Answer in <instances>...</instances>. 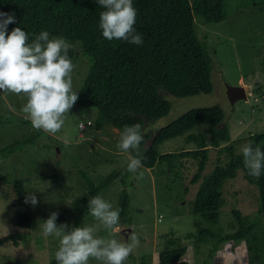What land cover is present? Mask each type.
<instances>
[{
	"label": "rangeland",
	"instance_id": "rangeland-1",
	"mask_svg": "<svg viewBox=\"0 0 264 264\" xmlns=\"http://www.w3.org/2000/svg\"><path fill=\"white\" fill-rule=\"evenodd\" d=\"M225 1L227 16L223 21L205 24L201 17H194L196 33L200 39H204L214 60V72L211 74L213 90L208 94L187 97L165 95L171 108L165 116L152 121L151 126L156 130L190 108L218 104L228 122L230 142L240 152L241 146L249 142L250 134L264 130V12L251 0ZM74 65L72 82L73 91L77 92L86 74L85 62L80 57L74 61ZM226 85L243 86L246 99L231 104L226 96ZM26 99L23 94L0 92L2 116L13 119L0 124V147L39 132L21 111ZM21 115L29 120V125L17 123ZM96 117L94 108L74 105L57 134L40 131L42 134L34 142L26 141L21 150L2 161V174L7 177L11 170L13 174L23 177L26 196L34 193L38 203L34 207L30 203L17 207L13 201L12 184L0 181V264H47L59 247L60 238L45 236L41 223L52 212H57V226L69 225L71 209L68 206L72 199L88 188L85 177L97 183L114 169L127 165L130 153L122 152L117 147L120 132L112 127L96 129L92 124ZM88 120L91 125L79 132L77 123ZM207 127L199 125L194 131H205ZM205 137L208 139V133ZM64 139L69 143L65 144ZM193 147V143L184 142L183 136H176L163 140L157 150L166 153ZM217 156V150L210 149V162L203 173L212 170ZM184 159L176 158L172 171H168L165 161L157 162L152 168H140L138 173L143 172L142 179L138 178V173L127 172L125 187L130 195L132 223L123 225L120 219L114 229L101 226L95 235L127 241L128 236L135 233L140 243L131 253L129 264H157L158 250L163 247L164 234L170 229L187 244L185 253L172 264H181V260H185L186 264H248L244 239L225 241L209 256L210 237L199 238L198 234L192 237L188 232H196V219L200 220L198 222L202 226L217 229L220 225L223 232L228 230L232 208L255 217L258 208L257 187L239 171L223 185L224 201L220 206L218 221L203 218L190 210L189 201L198 184L191 182L195 165L185 161L184 167ZM120 176L98 194L113 208H117L119 193L124 187ZM186 186L188 189L185 190ZM18 208H25L29 213V227L14 221ZM159 213L163 215L161 219ZM97 224L99 222L89 214L87 207L78 227ZM10 233H14L15 237H11ZM88 264L103 262L92 258Z\"/></svg>",
	"mask_w": 264,
	"mask_h": 264
},
{
	"label": "trees",
	"instance_id": "trees-1",
	"mask_svg": "<svg viewBox=\"0 0 264 264\" xmlns=\"http://www.w3.org/2000/svg\"><path fill=\"white\" fill-rule=\"evenodd\" d=\"M251 2L264 12V0ZM226 5L225 0H133L137 9L134 27L144 38L142 45L105 39L99 22L100 13L106 9L97 0H0V12L14 13L16 23L8 25V33L15 27H21L28 34L30 44L41 31H47L50 39L66 38L71 44L68 55L73 63L80 57L85 62L86 74L78 87L75 106L97 111V117L92 122L96 129L112 127L121 134L126 125L141 124L143 141L139 145V154L142 168H152L157 162L165 161L168 171H172L174 160L178 157L185 158L183 166L185 161L195 165L191 182L198 185L189 201L193 213L217 222L224 201L223 185L228 178L241 171L257 187V215L251 217L238 208H232L228 230L223 232L220 225L217 229L202 226L196 219V232L188 233L192 237L196 234L199 238L210 237L209 256L225 241L244 239L248 264H264V170L259 178L248 174L241 151L237 152L230 142L228 122L222 108L218 104L190 108L156 130L151 126L152 121L165 116L171 108L165 95L187 97L208 94L213 90L211 74L214 72V60L204 39L196 33L194 17H201L205 24L221 22L227 16ZM2 115L0 110L2 125L13 120ZM17 121L29 125V120L22 115ZM199 125L208 127L205 131L195 132ZM41 134L39 131L0 147V181L12 184L13 201L17 207L28 204L25 203L24 179L11 170L5 177L1 164L21 150L26 141L34 142ZM176 136H183L184 142L193 143L194 147L176 152H158L157 146L163 140ZM248 141L253 148L259 146L264 151V130L250 134ZM210 149L218 152L216 163L210 172L203 173L210 162ZM129 153L137 155L134 149H130ZM125 167L114 169L97 183L85 177L88 188L72 199L68 206L71 209L69 228L78 227L88 200L98 195L119 174L124 187L120 190L117 208L120 209L123 225L132 223L130 195L125 187ZM162 216L158 214L159 219ZM14 221L24 227L31 225V217L25 208H18ZM10 236L15 237V234L10 233ZM164 236L157 264H172L185 253L187 244L175 236L172 229ZM56 251L47 264H57ZM128 259L124 264H129ZM180 263L186 264L185 260Z\"/></svg>",
	"mask_w": 264,
	"mask_h": 264
},
{
	"label": "clouds",
	"instance_id": "clouds-1",
	"mask_svg": "<svg viewBox=\"0 0 264 264\" xmlns=\"http://www.w3.org/2000/svg\"><path fill=\"white\" fill-rule=\"evenodd\" d=\"M97 2L106 9L100 13L99 22L105 39L143 44L142 34L134 27L137 9L133 6V0ZM12 23H16L14 13L0 12V92L26 96L21 111L26 114L32 127L55 135L64 126L79 95V92L73 91L72 73L75 65L68 55L71 44L64 37L50 39L47 31H41L30 44L28 34L21 27H15L8 33V25ZM84 128L85 124L81 121L80 129ZM142 141L141 124L126 125L123 128L118 149L122 152H129L130 149L137 151L136 156L128 157L126 171L129 173L137 174L143 166L139 154ZM64 143L69 141L64 139ZM240 151L248 174L259 178L264 170V151L259 146L253 148L251 143L242 145ZM138 178H143V172L138 173ZM25 203L36 206V195L28 193ZM87 207L89 214L99 224L72 228L67 224L57 226V212H52L41 223L45 236L55 235L60 238L55 253L57 264H88L92 258L103 264H124L139 245L138 236L131 233L127 241H124L95 235L101 226L112 230L119 225L120 209L113 208L100 195L88 200Z\"/></svg>",
	"mask_w": 264,
	"mask_h": 264
},
{
	"label": "water",
	"instance_id": "water-1",
	"mask_svg": "<svg viewBox=\"0 0 264 264\" xmlns=\"http://www.w3.org/2000/svg\"><path fill=\"white\" fill-rule=\"evenodd\" d=\"M226 96L229 102L234 104L238 100L246 99V90L241 85H226Z\"/></svg>",
	"mask_w": 264,
	"mask_h": 264
},
{
	"label": "built area",
	"instance_id": "built-area-1",
	"mask_svg": "<svg viewBox=\"0 0 264 264\" xmlns=\"http://www.w3.org/2000/svg\"><path fill=\"white\" fill-rule=\"evenodd\" d=\"M80 124H81V122L78 123V129H79V132H82V131H84L86 129V127L90 124V122L87 121L86 123H84L85 124V128L83 130L80 129Z\"/></svg>",
	"mask_w": 264,
	"mask_h": 264
}]
</instances>
